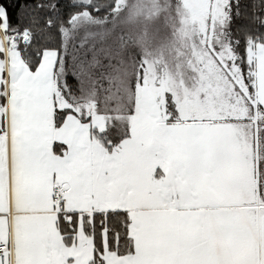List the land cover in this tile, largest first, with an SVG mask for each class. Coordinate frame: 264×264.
Wrapping results in <instances>:
<instances>
[{
	"label": "snow or ice",
	"instance_id": "snow-or-ice-1",
	"mask_svg": "<svg viewBox=\"0 0 264 264\" xmlns=\"http://www.w3.org/2000/svg\"><path fill=\"white\" fill-rule=\"evenodd\" d=\"M0 264H264V0H0Z\"/></svg>",
	"mask_w": 264,
	"mask_h": 264
}]
</instances>
